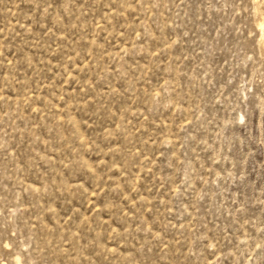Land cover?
Returning a JSON list of instances; mask_svg holds the SVG:
<instances>
[{
    "label": "rangeland",
    "instance_id": "1",
    "mask_svg": "<svg viewBox=\"0 0 264 264\" xmlns=\"http://www.w3.org/2000/svg\"><path fill=\"white\" fill-rule=\"evenodd\" d=\"M0 264H264V0H0Z\"/></svg>",
    "mask_w": 264,
    "mask_h": 264
}]
</instances>
